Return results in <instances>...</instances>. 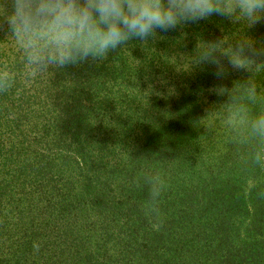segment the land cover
<instances>
[{
	"label": "trees",
	"instance_id": "obj_1",
	"mask_svg": "<svg viewBox=\"0 0 264 264\" xmlns=\"http://www.w3.org/2000/svg\"><path fill=\"white\" fill-rule=\"evenodd\" d=\"M242 32L264 41V23L214 15L35 79L0 32L17 75L0 93V264H264V141L247 124L264 67L217 81L192 64Z\"/></svg>",
	"mask_w": 264,
	"mask_h": 264
},
{
	"label": "clouds",
	"instance_id": "obj_2",
	"mask_svg": "<svg viewBox=\"0 0 264 264\" xmlns=\"http://www.w3.org/2000/svg\"><path fill=\"white\" fill-rule=\"evenodd\" d=\"M214 15L251 29L264 23V0H0V32L18 51L24 78L35 79L68 66L102 61L129 41L146 44L159 33ZM192 64L211 68L217 81L232 72L252 73L264 67V41L242 32L229 40L203 42ZM16 83V72L0 59V93H8ZM245 83L254 101L256 84ZM210 91L221 95L227 87L214 85ZM247 124L249 133L264 141V110L248 116ZM254 159L261 164L264 156L257 152ZM151 194L155 197L160 191L153 187ZM148 217L159 219L160 212Z\"/></svg>",
	"mask_w": 264,
	"mask_h": 264
}]
</instances>
